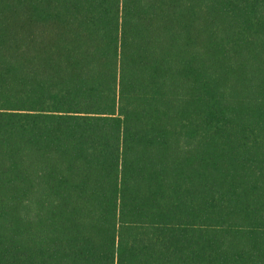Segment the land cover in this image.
Listing matches in <instances>:
<instances>
[{
	"label": "trees",
	"instance_id": "16d2710c",
	"mask_svg": "<svg viewBox=\"0 0 264 264\" xmlns=\"http://www.w3.org/2000/svg\"><path fill=\"white\" fill-rule=\"evenodd\" d=\"M0 264H264V0H0Z\"/></svg>",
	"mask_w": 264,
	"mask_h": 264
}]
</instances>
